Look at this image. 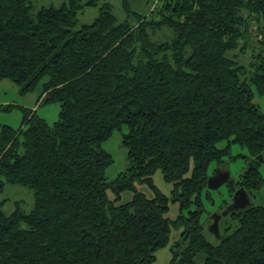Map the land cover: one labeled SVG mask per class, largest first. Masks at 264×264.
I'll use <instances>...</instances> for the list:
<instances>
[{
	"label": "trees",
	"instance_id": "obj_1",
	"mask_svg": "<svg viewBox=\"0 0 264 264\" xmlns=\"http://www.w3.org/2000/svg\"><path fill=\"white\" fill-rule=\"evenodd\" d=\"M121 8L117 18L106 0H0V82L22 94L41 86L18 128L0 126V193H33L29 213L6 215L0 204V264H152L173 228L185 244L172 246L168 264H196L198 254L204 264H264V203L230 212L237 225L217 244L201 222L211 166L243 157L233 146L251 159L239 188L251 197L264 186L254 159L264 154L254 101L264 96V0H157L146 15L129 0ZM253 23L261 38L242 65L235 53L248 48ZM165 29L171 39L155 42ZM52 104L49 123L38 110ZM115 131L128 165L109 181L113 158L102 145ZM158 171L169 195L153 183Z\"/></svg>",
	"mask_w": 264,
	"mask_h": 264
},
{
	"label": "rangeland",
	"instance_id": "obj_2",
	"mask_svg": "<svg viewBox=\"0 0 264 264\" xmlns=\"http://www.w3.org/2000/svg\"><path fill=\"white\" fill-rule=\"evenodd\" d=\"M66 0H33L34 5L39 6H54L59 7ZM111 5L112 13L119 18L122 12L121 8V0H106ZM157 0H129L131 8L133 11H137L141 15H146L150 9H153ZM99 5L96 7H88L84 9L81 13L77 15L78 26L82 24H90L98 15ZM250 37L248 48L243 43L238 48L235 53V57L238 56V61L242 65H248L251 62L252 53H255L256 48L258 47L257 42L260 41V36L257 33V25L256 23L251 24L248 30ZM153 40L158 43L166 42L171 39V34L169 30H162L161 32H157L153 37ZM253 49V50H252ZM41 93L40 84L35 87V89L26 94H22L19 91V88L9 80H3L0 82V102H5V104H13L9 111H0V126L8 125L14 129L18 128L21 124L24 108H32L36 105L37 99L39 98ZM255 103L258 104L260 109L264 112V96L255 98ZM2 104V103H0ZM59 111V106L57 104L49 105L45 108H40L38 113L43 116L47 122L53 123L57 119V113ZM103 149L106 150L113 158V164L107 169L106 177L109 181L113 180L119 173L123 172L127 165V157H126V149L121 146V132L115 131L112 136L103 143ZM232 156L243 155V157H237L233 161H229L222 165H213L210 168V175L214 174L216 169L226 170L230 174V182L226 185H222L216 190L211 191V201H203V213L201 216V222L204 226V235L206 239L212 243L217 244L218 238H216L213 234L208 231L210 224L212 223V215L215 213H222L228 205L232 202V196L239 188V180L242 173L248 167L251 159L247 151L238 146H233L231 150ZM264 160V154L262 155ZM255 160L256 157L254 158ZM259 171L264 178V163L259 162ZM153 183L154 185L163 193L169 195L170 190L172 189V185L166 183L163 180L161 172H156L153 175ZM10 186V185H9ZM138 190L144 193L148 198L153 196V193L147 188L146 185L137 186ZM24 192L18 194L13 191H8L1 197H15L16 195H20L22 199H24L25 205L23 209L28 212L33 207V193L28 188L23 187ZM251 194V201L253 204H263L264 203V186L261 187L260 190H251L249 191ZM130 197L129 194H125L122 200H127ZM176 206L171 204V216H175ZM237 225V222L232 220L231 218L224 217L222 221L219 223V233L222 235H227L229 229H233ZM181 230L180 228H173L169 234L168 244L156 251L155 260L152 264H168L170 258L172 256V246L176 242H182V246H184V241H181ZM178 248L177 250H179ZM196 264H204V255L198 254L195 257Z\"/></svg>",
	"mask_w": 264,
	"mask_h": 264
},
{
	"label": "water",
	"instance_id": "obj_3",
	"mask_svg": "<svg viewBox=\"0 0 264 264\" xmlns=\"http://www.w3.org/2000/svg\"><path fill=\"white\" fill-rule=\"evenodd\" d=\"M256 159L259 162H263L262 155H258ZM230 180V174L226 170L216 169L214 174L209 176L207 179V188L209 190H216L224 184H227ZM252 205L251 197L248 192L243 188H238L233 196L232 202L227 208L220 214L215 213L212 215V223L210 224L208 231L213 234L216 238L220 237L219 234V221L221 218L226 217L230 212L242 211Z\"/></svg>",
	"mask_w": 264,
	"mask_h": 264
},
{
	"label": "crops",
	"instance_id": "obj_4",
	"mask_svg": "<svg viewBox=\"0 0 264 264\" xmlns=\"http://www.w3.org/2000/svg\"><path fill=\"white\" fill-rule=\"evenodd\" d=\"M0 103H2V105H7V104H5V102H0ZM35 106H33L32 108H28V109L35 110V108H36ZM10 190L13 191L14 193L17 192L18 194L25 191V190H23V187H21V186L6 185L4 190L0 193V195H3L4 193H7ZM17 203H18V206H17ZM32 203H33V200H32ZM0 204H1V209L3 210V212L6 215L11 214L16 208H19L24 213H29L31 211L30 210V211L26 212L23 209V206L25 205V203H24V199H22V197L20 195H16L15 197H5V198L0 196Z\"/></svg>",
	"mask_w": 264,
	"mask_h": 264
}]
</instances>
